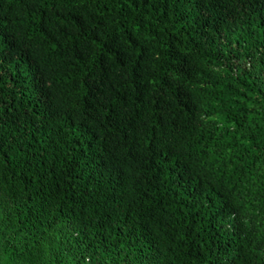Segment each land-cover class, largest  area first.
Segmentation results:
<instances>
[{"label": "trees", "instance_id": "obj_1", "mask_svg": "<svg viewBox=\"0 0 264 264\" xmlns=\"http://www.w3.org/2000/svg\"><path fill=\"white\" fill-rule=\"evenodd\" d=\"M0 264H264V0H0Z\"/></svg>", "mask_w": 264, "mask_h": 264}]
</instances>
